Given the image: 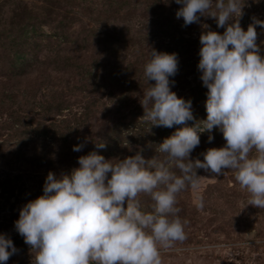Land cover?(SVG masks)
<instances>
[{
	"label": "rangeland",
	"instance_id": "obj_1",
	"mask_svg": "<svg viewBox=\"0 0 264 264\" xmlns=\"http://www.w3.org/2000/svg\"><path fill=\"white\" fill-rule=\"evenodd\" d=\"M166 2L0 0V233L17 249L4 264L31 262L30 246L14 221L26 202L42 195L49 171L67 173L91 151L112 159L142 150L150 159L156 145L183 126H149L141 117L148 87L143 67L151 49L178 56L170 89L191 99L194 119L187 126L205 119L199 36L208 30L222 34L224 27L208 16L184 26L175 17L181 6ZM242 12L239 23L246 30L254 19L264 21V0H245ZM254 27L264 55V28ZM199 137L190 159L202 160L200 153L224 144L215 126ZM98 140L104 148L95 147ZM77 143L84 145L79 152L72 150ZM224 171L197 169L198 187L177 194L186 238L161 252V264H264V208L246 205L249 194L233 170ZM198 195L202 208L196 207ZM138 199L151 210L148 195Z\"/></svg>",
	"mask_w": 264,
	"mask_h": 264
},
{
	"label": "clouds",
	"instance_id": "obj_2",
	"mask_svg": "<svg viewBox=\"0 0 264 264\" xmlns=\"http://www.w3.org/2000/svg\"><path fill=\"white\" fill-rule=\"evenodd\" d=\"M174 2L181 6L175 17H182L184 26L208 16L224 27L222 34L208 30L199 36L197 69L207 89L205 119L199 126H187L194 119L191 99L170 89L178 56L151 49L143 67L148 87L140 99L141 117L149 126H183L156 145L157 155L150 159L142 150L112 159L91 151L79 156L78 167L67 173L49 171L42 195L26 202L14 221L30 246V264H161V252L186 238L187 220L178 215L177 194L198 187L197 169L215 175L233 170L235 182L249 194L246 205L264 208V55L254 27L264 28V21L254 19L246 30L241 28L245 0ZM214 126L224 144L200 153L202 160L190 159L200 144L199 133H211ZM83 147L77 143L72 150ZM95 147L105 143L98 140ZM141 193L150 197V211L143 209ZM203 205L198 195L196 207ZM16 251L12 240L0 233V264Z\"/></svg>",
	"mask_w": 264,
	"mask_h": 264
}]
</instances>
